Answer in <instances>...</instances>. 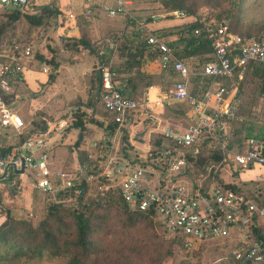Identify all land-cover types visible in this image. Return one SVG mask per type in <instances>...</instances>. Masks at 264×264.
<instances>
[{
	"label": "built area",
	"instance_id": "obj_1",
	"mask_svg": "<svg viewBox=\"0 0 264 264\" xmlns=\"http://www.w3.org/2000/svg\"><path fill=\"white\" fill-rule=\"evenodd\" d=\"M83 1L79 14L87 16L92 0ZM111 1L112 6H103L107 15L131 23L134 33L144 41L145 52L153 55L159 67L169 64L176 77L167 93L154 92L153 99L181 102L183 111L174 118L162 116L151 111L147 92L137 98L121 93L112 79L109 54L117 50L125 26L108 31L94 52V66L99 77L97 99L112 114V129H103L98 138L89 141L83 159L75 157L68 166L56 168L46 155L48 144L69 126L75 108L62 117L44 119L43 129L32 131L21 143H12L8 150H1L4 145L0 143V180L15 174L8 188L17 192L22 178L31 177L37 192L51 197L64 194L71 202L81 195L83 198L91 186L96 194L115 189L129 210L148 213L185 249L231 238L233 260L264 264L263 241L251 236L254 218L264 217V205L255 201L244 185L246 179L240 178L244 171L256 168L258 172L250 181L264 185V140L244 133L239 141L234 140L239 100L236 88L228 84L246 65L264 63V37H240L229 31L225 20L204 27L210 59L192 71L176 56L174 44L148 28L146 16L130 11L131 0ZM32 3L0 0V15L5 11L23 13ZM167 13L178 19L191 17L180 9ZM76 15L72 11L51 15L54 33L70 37ZM201 31V27L190 29L194 44ZM39 46L35 38L23 39L9 32L0 35V128L16 140L25 125L12 107L13 84L28 69L45 73L52 69L37 59L35 49ZM192 77L198 80L196 94L190 92ZM203 151L218 152L219 161L199 163L198 155ZM116 165L121 167L113 174ZM222 167L228 180L221 176Z\"/></svg>",
	"mask_w": 264,
	"mask_h": 264
},
{
	"label": "trees",
	"instance_id": "obj_2",
	"mask_svg": "<svg viewBox=\"0 0 264 264\" xmlns=\"http://www.w3.org/2000/svg\"><path fill=\"white\" fill-rule=\"evenodd\" d=\"M239 2L240 0H237L235 4ZM159 3L160 8L165 9V11L180 9L188 15H192L194 12L193 5L189 3V0H159ZM56 12L58 11L48 6L35 7L33 4H30L23 13L2 12L0 15V35L7 25L10 26L16 16H23L27 23L40 29L47 24L49 17ZM227 13V16L233 19L227 25L229 31L240 37L259 39L260 31H264V25L254 30L255 34L240 33L235 27L237 23L235 13L230 9ZM147 18L151 17L148 16ZM84 24L85 22L78 25V27L80 26L79 37H64V44L69 42L71 47L75 48V46L81 45L89 51H95L94 46L88 42L83 27ZM193 27H201L202 29L197 38V44H194L196 39L189 36V31ZM203 28L202 23L196 20L186 23L180 28L186 47L191 48L187 55L210 53V41L205 37ZM155 32L165 37L171 31L166 33L157 30ZM13 35L15 36V34ZM175 47L176 56L180 58L182 53L178 51L177 45ZM116 53L120 58V62L112 68L114 72L112 79L117 83L123 95L131 96L137 83L141 80L146 81L143 82L146 88L152 85L153 76L141 70V64L146 62L144 61L146 56L147 58H153V55L145 52L143 39L138 37L133 30L132 32H124ZM209 59L210 54L204 61ZM52 65L53 67L48 75L49 80L52 79L55 68L53 63ZM246 67H251V71L259 77L258 94L264 98V63H250ZM157 76L159 78L158 83L164 85L172 84L176 80L169 64L160 66ZM197 82V78H191L190 92L193 94L199 92ZM203 87L204 85L201 88ZM180 110H182L181 107ZM99 115L101 116L100 124L102 128L111 130L114 125L112 114L100 105ZM86 122L87 119L83 110L76 107L71 112V119L67 128L73 127L81 130ZM43 127V121L39 119L33 121V128L20 133L17 142L21 143L32 130H41ZM245 135L264 140V127L259 126L255 130L253 127H249ZM9 148L10 145L4 146L1 150H8ZM79 152L78 158L83 159L85 153L83 151ZM219 159L218 152L203 151L198 155L199 163L210 160L219 161ZM38 194L50 196L43 193ZM64 196V194H57L53 197L56 200H50L46 206L44 205V212L35 223L25 217L13 216L8 210L3 209V219L0 222V264H37L43 259H60L62 264H162V260L170 255L169 249L163 250V246H168L166 241L159 239L157 235H153L150 239L149 234L154 230L151 216L145 212L129 210L117 190L107 189L102 194H96V197L88 202H82L81 195L75 202L68 201L69 203L66 205L61 203L64 201L62 200ZM32 199V205H34L33 194ZM255 201L264 205V196L262 195L260 201L256 199ZM0 208L3 207L0 206ZM117 228L123 234H130L129 238L123 237L121 240H114L117 235ZM135 233H137V236L140 234V236L149 237L132 241L131 235ZM251 236L252 238H260L264 244V233L256 225V218H254L251 225ZM213 261L214 264H250L239 263L233 260L230 255L228 258H217Z\"/></svg>",
	"mask_w": 264,
	"mask_h": 264
},
{
	"label": "crops",
	"instance_id": "obj_3",
	"mask_svg": "<svg viewBox=\"0 0 264 264\" xmlns=\"http://www.w3.org/2000/svg\"><path fill=\"white\" fill-rule=\"evenodd\" d=\"M108 2H111V4H108ZM32 4L35 7L45 5L57 11H72L76 13L77 15L74 24L71 25L69 36L71 38H78L80 28L78 25L85 22L83 27L85 28L88 42L94 46L95 50L100 44L101 37L108 31L115 30L122 26H125V33L132 32V30L134 31V27L131 23L120 16L110 17L107 15L106 11L103 10L104 5L112 6L113 3L111 0H92L90 3L91 12L87 16L79 14L84 5L83 0H33ZM144 16L151 17V20L147 18V26L152 31L155 32L158 30L166 33L171 31L170 34L166 35L164 38L170 43L177 45V48L182 51V56L180 57L182 61L187 64L190 62L189 59L191 57L196 56L195 54L187 55V53L191 51V48L186 47L182 39L183 34L177 32L182 25L191 22L189 18L177 21L176 19L164 18L163 14L160 13ZM51 18L52 17H49V22H51ZM23 24L22 31L29 30L31 35L29 38H35L40 43V46L35 49L37 59L39 61H45L51 67H53V63L55 68L51 80H49L48 77L49 73L33 68L26 70L21 79L13 84V93L15 94L14 101L18 100L20 103H23L22 106L16 107L15 110L17 114L20 108L26 109V113L30 114V118L27 121H23L25 126L22 132H26L29 128H33V121L37 119L43 121L44 119L62 117L70 108H81L85 114V118L90 120V122L87 121L81 130L71 127L64 129L60 135H54L46 151L48 160L53 166L58 167L64 165L66 159H69L68 164H71L74 158L79 156V151L85 152L89 141L98 138L103 131L102 125L100 124V104L98 103L96 94L98 89V75L94 66L95 51H89L81 45H77L75 48L71 47L69 42L64 44L65 40L60 37L65 36L55 34L54 26L52 25H47V27L49 26L47 32L50 37L49 40L46 41L45 37H42V32L37 33L39 29L29 23ZM109 59L112 68L120 62V58L117 56L116 51L109 54ZM144 61L146 62L141 64V70L153 76V83L149 87L143 88L142 94L148 93L149 105L151 108L162 116L165 115L164 112H162L164 108L163 102L184 108V104L181 102L169 100L156 102L153 99L154 93L150 94V89H154L157 95H164L156 84V82L159 81L157 73L160 67L157 60L154 58H147L146 56ZM151 100H153V102H151ZM170 111L172 112V110ZM35 130L38 129L32 131ZM14 142H17V140L15 137H12L11 134H0V143L4 146L12 145ZM75 142H77V144H75ZM257 172L258 169L255 168L253 170L244 171L240 176L243 180L246 179L247 182H244V185L248 183L249 187L246 186L250 193L253 194L256 200L260 201L262 195L264 196V185L250 181ZM27 179L26 177L22 178L20 192H13L7 187V189H9L7 191L11 195H17L15 201L12 198V201L8 203L9 205L13 206L12 202L14 201V204L16 202V204H21L25 206V208L32 206V191L36 193L39 192L33 188L32 180L30 179L29 181ZM3 195L8 196L7 192H3ZM2 204H4V202L0 197V206ZM2 209L9 211L7 207ZM16 211L20 212V210ZM3 213H0V222L3 219ZM9 213L13 215L12 212L9 211ZM256 225H258L264 233V217H257Z\"/></svg>",
	"mask_w": 264,
	"mask_h": 264
},
{
	"label": "rangeland",
	"instance_id": "obj_4",
	"mask_svg": "<svg viewBox=\"0 0 264 264\" xmlns=\"http://www.w3.org/2000/svg\"><path fill=\"white\" fill-rule=\"evenodd\" d=\"M236 1L237 0H189V3L193 5L194 9V12L189 19L191 21L196 20L202 23L203 27H210L220 20H225L227 25H229L228 23L233 20L231 17L227 16V12L230 9V11L234 12L237 17V23L235 24L237 31H239L240 33L255 34L254 30L264 25V0H240L238 4H235ZM108 4H111V2H108ZM159 4V1L152 2L151 0H131L129 9L137 16H148L150 14L160 13L163 14L164 18L176 19L177 21L181 20L170 16L167 13L169 11H165V9L160 8ZM148 19L151 20L150 18ZM12 22L10 26L7 25L4 28V33L9 32L11 34H17L20 38L23 39L31 36L29 30L22 31V27L24 26L23 23H27V20L23 16H16L15 18H13ZM52 24V21H48L43 28H40L39 31H37V33L42 32V37H45L46 41H48L50 37L47 32L49 30L48 27ZM47 25L49 26L47 27ZM177 32H181L182 34V30L180 28L177 30ZM260 32V36L262 35L264 37V31ZM60 38L63 39L64 37L61 36ZM178 51L182 53L181 50L178 49ZM205 54L206 53L198 54L189 59L190 62H188L187 64L190 70H198L201 61H204L205 58L209 55ZM144 81L145 80H141L139 83H137L133 92L134 94L132 93L131 96L135 98L142 97V90L143 88H145L143 85ZM156 84L158 85L160 91L164 94L167 93L171 85H164L158 82H156ZM228 84L236 88V96L239 100L234 132V140L239 141L240 134H246L249 127H253L254 130L259 126L264 127V98L259 96L258 94L259 77L251 71V67H246L242 71L235 73L231 77V80L228 82ZM22 104L23 103H20L18 100H16L12 103V107L16 109V107L22 106ZM162 104L164 107L162 112H164V114L167 116H171L172 118H174L179 112L182 111L180 110V107L174 106L173 104H166L165 102H163ZM170 110H172V112ZM151 111L155 110L151 109ZM18 115L23 121H27L30 118V114L26 113V109L24 108H20V110L18 111ZM87 121L90 122V120ZM0 134H10V132L0 128ZM66 160L64 162V165L54 167L59 168L68 166L69 159ZM220 172L224 180L229 179L228 172L225 167H222ZM14 177L15 174L9 173L7 178L0 180V197L4 204L7 205L5 206L4 204H2L1 206L3 208L7 207L14 216L16 215L25 217L31 220L32 223H35L43 214L46 204L50 200L54 201L56 199L51 196H41L40 194L32 191L34 197V205L25 208V206L16 204V202L14 204L17 195H11L7 191L9 190L7 189L8 183L13 180ZM27 178V180L30 181L31 177ZM246 185L248 186V183H246ZM3 192H7L8 196L3 195ZM95 197L96 190L91 186V188H89V192L82 198V202H88ZM12 198L14 199V201L12 202L13 206L8 204L12 201ZM62 200H64L61 202L62 204L66 205L69 203V200H66V198H63ZM16 210H20V212ZM3 212V209L0 208V213ZM152 224L154 226V230L149 234L150 239L153 235H157L159 239L166 241V244H168V246H163V250H170V255L162 260V264H201L213 261L217 258H228L231 253L233 244L231 238L227 240H211L207 243H203L196 249L187 250L182 247L179 240H176L175 237L168 236L163 230L160 229V227L157 226L156 223H154L153 220ZM127 232L132 233L130 231ZM129 236L130 234H123V232L119 228H117V235L114 237V240H121L123 237L129 238ZM139 236H137V233L132 234L131 240L133 241L134 239H145L146 237H149ZM37 264H62V261L60 259H43Z\"/></svg>",
	"mask_w": 264,
	"mask_h": 264
},
{
	"label": "water",
	"instance_id": "obj_5",
	"mask_svg": "<svg viewBox=\"0 0 264 264\" xmlns=\"http://www.w3.org/2000/svg\"><path fill=\"white\" fill-rule=\"evenodd\" d=\"M120 167H121V165H116V166L113 168L112 173L114 174L115 171H116L117 169H119Z\"/></svg>",
	"mask_w": 264,
	"mask_h": 264
},
{
	"label": "bare ground",
	"instance_id": "obj_6",
	"mask_svg": "<svg viewBox=\"0 0 264 264\" xmlns=\"http://www.w3.org/2000/svg\"><path fill=\"white\" fill-rule=\"evenodd\" d=\"M149 91H150V94H152V93H154V92H155V90H154V89H150Z\"/></svg>",
	"mask_w": 264,
	"mask_h": 264
}]
</instances>
